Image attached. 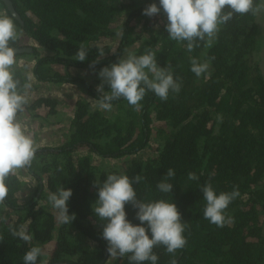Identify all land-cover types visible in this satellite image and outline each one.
<instances>
[{
  "label": "trees",
  "instance_id": "obj_1",
  "mask_svg": "<svg viewBox=\"0 0 264 264\" xmlns=\"http://www.w3.org/2000/svg\"><path fill=\"white\" fill-rule=\"evenodd\" d=\"M11 2L0 50L31 51L0 56V139L24 109L56 116L39 85L104 107L80 96L63 142L26 155L30 198L0 162V264H264L260 0Z\"/></svg>",
  "mask_w": 264,
  "mask_h": 264
},
{
  "label": "crops",
  "instance_id": "obj_2",
  "mask_svg": "<svg viewBox=\"0 0 264 264\" xmlns=\"http://www.w3.org/2000/svg\"><path fill=\"white\" fill-rule=\"evenodd\" d=\"M39 86L36 88V94L54 97L58 100L56 116L48 117L47 110L41 109L35 117H31L24 109L20 120L14 123L0 139V162L7 163L8 159L13 158L14 160L7 165H10L16 173L15 175L22 181H27L25 177L33 180L25 168V158L29 152L41 146H56L63 142L70 128L75 102L80 96H83L82 98L90 102L96 109L104 107L102 102L84 96L76 88L77 86L69 83L58 86H47L46 84V86H42L41 90Z\"/></svg>",
  "mask_w": 264,
  "mask_h": 264
},
{
  "label": "rangeland",
  "instance_id": "obj_3",
  "mask_svg": "<svg viewBox=\"0 0 264 264\" xmlns=\"http://www.w3.org/2000/svg\"><path fill=\"white\" fill-rule=\"evenodd\" d=\"M166 11V10H165ZM170 11H172V10H170ZM256 21H257V23L260 25V27L263 29V27H264V0H260V5H259V7H258V11H257V14H256ZM159 21L162 23L163 21L162 20H160L159 19ZM120 23V19H117L116 20V22H115V27L118 25ZM136 28H137V30L138 31H140L141 30V26L140 25H138V24H136ZM118 38L119 37H116V38H114V40L112 41V44H116L117 42H118ZM264 45V44H263ZM34 62H35V60L34 59H32V58H24L23 60H19V63H18V65H20V66H22L23 64H25V65H28V66H30V67H33V65H34ZM33 82H34V79H33ZM33 84H35V83H33ZM48 86V85H47ZM39 88H40V90H41V88H42V86H39ZM77 88V87H76ZM61 90H63V89H61ZM64 92L66 91V90H63ZM92 107H94V106H92ZM95 108V107H94ZM103 108V107H102ZM155 142L156 141H154L153 140V138H150V141H149V143H150V146L149 147H147V149H144V151L142 152V153H139L140 155H142V156H144V157H147V158H149V157H151V156H154L155 154H156V152H155V149H156V144H155ZM49 146H54V145H49ZM80 154H83V152L81 151L80 152ZM6 159H8V157L6 156ZM125 157H122V158H120V159H103V158H94L93 160H94V166H95V168L97 169V171H101V170H104V169H107V168H109V166H118V167H120L121 166V164L123 163V162H125ZM12 160H14L13 158H10V159H8V164H9V162H11ZM6 163V164H7ZM9 166V168H10V170H11V172L15 175L16 173L11 169V167H10V165H8ZM16 176V175H15ZM17 177V176H16ZM18 178V177H17ZM26 178V180L27 181H25L26 182V185L22 188V190H20L18 193H17V197L20 199V200H23V199H27V198H30L32 195H33V193H34V190H33V188L35 187V181H34V179L33 180H31V178H29V177H25ZM30 180V181H29ZM32 182V183H31ZM90 245V243L89 242H87L86 241V243H85V245L84 246H88V245ZM53 246V242H50V246H49V248L50 247H52ZM112 251V254L110 255V257H109V259H112L114 256H115V250L114 249H112L111 250Z\"/></svg>",
  "mask_w": 264,
  "mask_h": 264
},
{
  "label": "water",
  "instance_id": "obj_4",
  "mask_svg": "<svg viewBox=\"0 0 264 264\" xmlns=\"http://www.w3.org/2000/svg\"><path fill=\"white\" fill-rule=\"evenodd\" d=\"M1 1H3V3L5 4V6L7 7L8 11L11 13V15L15 19H17L19 22H21L20 16L15 11V9H14V7L12 5L11 0H1ZM29 51H31V48L30 47H19V48H14V49H1L0 50V56L6 55V54H15V53L29 52ZM102 263H103V261L100 264H102Z\"/></svg>",
  "mask_w": 264,
  "mask_h": 264
}]
</instances>
